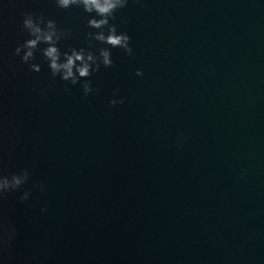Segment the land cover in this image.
<instances>
[{
  "label": "water",
  "instance_id": "obj_1",
  "mask_svg": "<svg viewBox=\"0 0 264 264\" xmlns=\"http://www.w3.org/2000/svg\"><path fill=\"white\" fill-rule=\"evenodd\" d=\"M25 12L69 30L61 52L110 48L94 91L12 54ZM90 15L0 0V173L32 189L0 200V264H264V0H129L131 56L86 43Z\"/></svg>",
  "mask_w": 264,
  "mask_h": 264
},
{
  "label": "clouds",
  "instance_id": "obj_2",
  "mask_svg": "<svg viewBox=\"0 0 264 264\" xmlns=\"http://www.w3.org/2000/svg\"><path fill=\"white\" fill-rule=\"evenodd\" d=\"M58 8H69L71 6L81 7L86 13H95L89 16L87 26L97 31L87 32L86 43L91 45L92 41H98L106 44L111 48H120L128 55H132V47L130 45V36L123 31H117V25L110 23L115 20V13L122 8L127 7L129 0H54ZM134 3L142 6V0H133ZM106 29V32H105ZM21 31L27 32L28 37L21 43H18L13 49V55L19 56L21 63L27 64L31 71L39 72L40 64L33 62L38 51L44 60H46L51 76L55 78L59 75L63 81H68L75 85L81 81L83 95L87 96L94 91L91 87V81L87 79L93 72L99 71L100 66L112 67L111 52L109 47H99L94 53L90 49L84 47L79 49L71 48L61 52L57 46V42L61 38L69 35L68 29L58 28L56 22L52 19H46L42 13L25 12L21 21ZM44 44L45 47H39ZM141 69H136V75H142ZM65 86V92H68ZM117 90H114V93ZM124 103L123 97L109 100V105ZM31 172L29 168H20L9 174L0 173V200H2L9 192H19L18 199L26 201L30 198L31 188H25ZM33 187L38 188L41 192L45 186L35 184ZM41 212H47V206L41 207ZM18 233L15 225L8 218L0 213V253L8 249L12 242L16 239Z\"/></svg>",
  "mask_w": 264,
  "mask_h": 264
}]
</instances>
